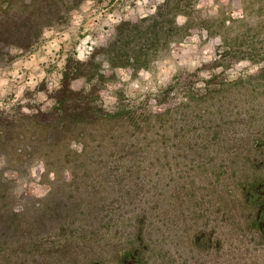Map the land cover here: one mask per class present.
<instances>
[{
    "label": "rangeland",
    "instance_id": "1",
    "mask_svg": "<svg viewBox=\"0 0 264 264\" xmlns=\"http://www.w3.org/2000/svg\"><path fill=\"white\" fill-rule=\"evenodd\" d=\"M164 2L73 0L69 17L46 28L35 48L0 57V143L7 152L0 150V168L5 178L15 179L14 190L22 198L46 196L56 179L53 172L43 176V161L28 160L33 122L26 116L54 104L50 95L66 58L75 53L86 60L95 47L110 40L117 24L149 18ZM167 11L177 14L167 49L147 68L115 69L102 95L106 107L113 106L122 91L136 106L147 103L150 112L169 109L162 119H152L159 152L153 157L143 151L116 153L113 159L120 165L133 167L120 168L109 178L88 170L72 175L63 169L58 182L66 183L70 201L79 206L42 239L43 249L51 254L66 250L65 257L50 258L47 264H83L88 247L95 244L92 239L102 238L105 247L108 239L125 236L137 223L149 246L146 264H264V235L239 201L236 181L252 167L245 163V146L237 144L248 140L247 134L264 133V79L258 77L264 66V0H168ZM216 58L218 66L213 64ZM103 68L110 73L107 62ZM213 73L218 77L207 93L204 81ZM179 77L192 82L194 93L188 98L171 95L167 103L154 104L155 96ZM86 86L83 78L72 82L75 90ZM183 141L199 153L181 151ZM109 153L103 150L102 157ZM4 154L22 162L20 172L7 165ZM71 176L77 181L74 186H69ZM131 187L146 192L135 199ZM93 202L99 204L98 212H89ZM66 238L73 240L72 246ZM15 239L0 240V264H20L16 255L29 251L30 240L21 237L20 243L26 244L21 248Z\"/></svg>",
    "mask_w": 264,
    "mask_h": 264
},
{
    "label": "trees",
    "instance_id": "2",
    "mask_svg": "<svg viewBox=\"0 0 264 264\" xmlns=\"http://www.w3.org/2000/svg\"><path fill=\"white\" fill-rule=\"evenodd\" d=\"M72 1L0 0V57L12 50L27 52L35 48L46 28L69 17L75 8ZM167 8L168 0H165L149 18L120 22L115 26L110 40L103 46L95 47L86 60L76 58L75 53L70 54L62 67L59 84L50 95L54 104L47 110L36 109L26 116L33 122L30 142L25 145L28 160L43 161V176L53 172L56 179L49 183L50 191L46 196L22 198L14 190L15 179L5 178L4 168H0V240L4 241L11 236L16 238L14 244H20L21 248L26 246L25 243H20L21 237L30 240L27 242L29 251L16 255L20 264H47L50 258L65 257L66 250L63 252L58 249L60 254L54 255L45 251L41 244L45 235L63 217H69L75 206H79L70 201L71 196L64 189L66 183L58 182V179L63 178L64 172L69 171L73 175L88 170L109 178L120 168L133 167L128 163L120 165L113 159L116 153L140 154L143 151L153 157L159 152L156 121L152 119H162L169 109L163 113L150 112L147 103L136 106L125 98L122 91L117 92L114 105L106 107L102 95L108 83L115 78V69L132 68L136 71L147 68L154 60L159 59L162 49H167L168 41L173 38L171 30L177 27V14H170ZM175 33L180 36L178 31ZM219 61L216 58L213 64L218 66ZM104 62H107L110 73L104 70ZM260 76L264 79V66L258 73V77ZM217 77L218 74L213 73L205 80L203 90L211 92ZM79 78L85 79L87 86L75 90L72 82ZM179 93L185 98L190 97L194 93L192 82L177 78L161 91V95L155 96L154 104L167 103L171 95ZM242 121L244 122L243 118ZM251 135L247 134L248 140L242 142L244 139H241L237 145L243 143L247 151L245 163L252 164V167L244 169V177L236 181L240 187L239 201L246 207L256 231L264 235V133ZM5 137L8 140L12 138L10 132ZM20 137L19 134L18 138ZM167 137L171 139L170 135ZM91 141L97 143L93 145ZM106 149L110 150L111 155L102 157V151ZM197 149L192 148L189 142L181 143V151L186 154L192 150L199 153ZM0 150L7 153L1 143ZM4 156L7 165L15 166L20 172L22 162H12L7 154ZM168 157L166 152L165 158ZM72 177L69 186H74L77 182ZM131 188L136 190L135 199L140 193L146 192L144 187ZM135 201L137 205L142 203L140 199ZM93 203L89 212H98L99 204ZM94 239L95 244L88 247L83 264H146L149 246L146 245L145 230L138 223L133 224L125 236L108 239L105 247L100 245L102 238ZM65 243L72 246L74 242L71 238H66ZM37 246L39 247L36 248ZM25 252L29 254L26 255Z\"/></svg>",
    "mask_w": 264,
    "mask_h": 264
}]
</instances>
